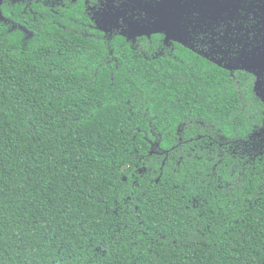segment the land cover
I'll use <instances>...</instances> for the list:
<instances>
[{"label": "trees", "instance_id": "16d2710c", "mask_svg": "<svg viewBox=\"0 0 264 264\" xmlns=\"http://www.w3.org/2000/svg\"><path fill=\"white\" fill-rule=\"evenodd\" d=\"M86 7L0 4V264H264V83Z\"/></svg>", "mask_w": 264, "mask_h": 264}, {"label": "flooded vegetation", "instance_id": "af4514ba", "mask_svg": "<svg viewBox=\"0 0 264 264\" xmlns=\"http://www.w3.org/2000/svg\"><path fill=\"white\" fill-rule=\"evenodd\" d=\"M83 1L97 28L125 35L131 41V48L143 57L177 58L179 55L174 50L184 48L236 82H242L246 73L252 83H264V0H179L169 31L149 35H136L139 31L136 24L155 18L153 9L158 0ZM102 18L108 21L104 23ZM217 29L233 38L231 47L218 43ZM143 42H146L144 46Z\"/></svg>", "mask_w": 264, "mask_h": 264}, {"label": "water", "instance_id": "95a60500", "mask_svg": "<svg viewBox=\"0 0 264 264\" xmlns=\"http://www.w3.org/2000/svg\"><path fill=\"white\" fill-rule=\"evenodd\" d=\"M3 0H0V4ZM179 0H158L154 4L153 12L155 11V18L153 20L149 19L146 23L136 24L139 31L136 35L151 34L164 30L168 32L172 27V17L176 15L177 4ZM104 23L108 21L106 18H102ZM137 23V22H136ZM106 25V24H105ZM153 26V27H150ZM135 36V35H134ZM130 37V35H129Z\"/></svg>", "mask_w": 264, "mask_h": 264}, {"label": "snow or ice", "instance_id": "6c2138e0", "mask_svg": "<svg viewBox=\"0 0 264 264\" xmlns=\"http://www.w3.org/2000/svg\"><path fill=\"white\" fill-rule=\"evenodd\" d=\"M115 2H119V0H115ZM217 31L219 32V37L220 39L218 40V43L225 47V48H228V47H231L232 44L234 43V40L233 38L229 35L228 32L226 31H220L219 29H217Z\"/></svg>", "mask_w": 264, "mask_h": 264}]
</instances>
